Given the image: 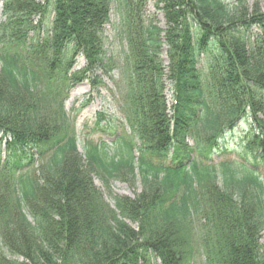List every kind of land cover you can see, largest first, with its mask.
<instances>
[{"label":"trees","instance_id":"obj_1","mask_svg":"<svg viewBox=\"0 0 264 264\" xmlns=\"http://www.w3.org/2000/svg\"><path fill=\"white\" fill-rule=\"evenodd\" d=\"M24 1L0 0L7 18L0 26V149L5 144L13 159L0 179V264H200L183 237L198 221L208 264H264V39L248 47L239 37V28L254 26L264 35L262 0L252 14L246 0H158L166 29L145 19L146 0ZM49 7L55 19L37 67L9 48L27 46L33 16ZM112 13L126 44L120 62L104 51ZM79 54L86 70L68 76ZM198 54L220 72L224 95H212L200 77ZM116 70L113 97L130 134L111 145L83 142L79 153L61 96L82 81L95 89L102 84L96 73ZM244 121L255 134L242 162L212 164L227 132ZM117 180H139L144 191L114 196ZM246 189L254 205L244 201Z\"/></svg>","mask_w":264,"mask_h":264},{"label":"rangeland","instance_id":"obj_2","mask_svg":"<svg viewBox=\"0 0 264 264\" xmlns=\"http://www.w3.org/2000/svg\"><path fill=\"white\" fill-rule=\"evenodd\" d=\"M34 4H44L46 0H29ZM228 3L235 4L236 0H225ZM13 2V1H12ZM9 2V5L13 6V3ZM23 2H25L23 0ZM158 0H146V14L145 19L148 22H152L156 24L161 29H166L165 20L162 12H160L157 8ZM258 0H246V6L249 9L250 14L253 13L256 8L255 5ZM0 2V26H2L6 21V15L4 13L5 6ZM260 14L264 13V0L258 3L257 7ZM51 7H49L48 13L44 16H38L37 14L33 16L32 22L33 27H36L35 31L27 35L28 44L25 48L21 49L17 46L18 43L13 44L9 49L14 54H18L24 58H30L31 62L34 61V64L39 67L41 64L39 62L45 60V55L47 54V49L45 48V41L49 38L50 31L52 29V23L55 19V14ZM116 15L114 13L110 16V24L105 27L104 30V51L106 53V58L110 60L113 58L115 62H120L124 56V52H126V44L121 42V39L117 36L116 32H114V23L116 22ZM1 28V27H0ZM239 37L243 39V41L248 45V47H253V45L257 44V40L264 39V35L262 30H260L257 26L249 28V31L246 29L239 28ZM9 37L6 38V41L9 42ZM31 44V45H29ZM36 47V49H33ZM3 45H0L2 49ZM32 48V49H31ZM65 52L72 54L71 48H68ZM199 57V65L198 72L200 77L204 80L208 87L212 90V95L215 94L220 97V94H225V91L221 89L220 84V72L215 68L212 61L208 59L203 54H198ZM72 58V55H71ZM120 60V61H119ZM164 65L168 66V60L165 55H163ZM84 55H74V59L72 60V69L68 76L76 73L79 74L83 70H86L88 64ZM66 66V65H65ZM116 70L111 76H102L100 72L96 73L97 76L102 78V84L93 89L92 85L88 81H82L76 84V86L72 87L70 90H65L63 96H61L64 100V109L69 117L71 126L74 130V133L79 139L78 150L79 153H82V145L83 142H94L98 143L99 141H106L107 144H112V142L116 138L125 137L130 134L129 128L125 125L123 116L120 115L118 106L116 105V101L113 97L114 92V82L118 81ZM64 73V71H63ZM42 76V75H41ZM54 86L55 84H50V86ZM49 83L45 82L42 88L49 92L48 89ZM166 99L168 104H172V93H166ZM263 118V117H262ZM102 119V120H101ZM100 122V123H99ZM251 121H244L243 124L239 125L234 132H227L225 143L222 145L224 148L221 153H215L212 156V164H218L222 162H230V161H240L242 162V151L246 144V141L252 139L255 134V130L249 129ZM104 125H108L109 130L102 131V127ZM102 139V140H101ZM108 141V142H107ZM189 145H193V143L188 142ZM113 152V149H112ZM138 155V154H135ZM36 160V159H35ZM7 161L10 162V165L13 164V159L11 154L7 152V148L5 144L0 149V179L5 175V164ZM247 162V161H246ZM244 161V163L246 164ZM263 166L259 167V171L264 172V158L262 159ZM248 164V163H247ZM93 183L96 186L102 195L104 196L106 203L109 204L110 207L113 206V202L109 199V193L101 180L97 176H93ZM1 182V181H0ZM220 186V184H219ZM110 189L112 191V195L118 197H127L131 199H135L138 195H140L144 191V187L142 183L138 180L133 186L131 183L124 182L121 180H117L111 183ZM149 190V188H148ZM231 191H234V188H231ZM250 189H246L244 191V201L250 205H254L256 200L254 199V195L250 192ZM152 191H150L151 193ZM239 195V194H237ZM25 213L29 219L30 223H33V219L29 216V212L26 209ZM203 222H197L196 224L189 227V229L185 230L184 236L188 241V251L190 255L193 257L195 262H203L208 264V258L210 256L207 255V248H205V240L203 239V235H205ZM132 225V224H130ZM135 230H137L136 225H132ZM261 244L264 245V231L262 232ZM21 261V259H20Z\"/></svg>","mask_w":264,"mask_h":264}]
</instances>
